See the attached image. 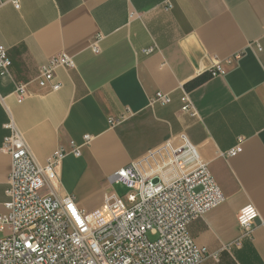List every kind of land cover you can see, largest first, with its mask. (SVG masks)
Here are the masks:
<instances>
[{
	"label": "crops",
	"instance_id": "1",
	"mask_svg": "<svg viewBox=\"0 0 264 264\" xmlns=\"http://www.w3.org/2000/svg\"><path fill=\"white\" fill-rule=\"evenodd\" d=\"M12 1L0 0V47L12 62L0 76V214L10 123L39 165L64 151L62 193L86 213L118 195L117 171L149 173L186 137L226 197L189 226L208 251L203 264H264V0H17L19 9ZM62 54L74 62L56 73L62 89L40 88L39 69ZM16 83L29 84L23 102ZM158 92L171 102H155ZM185 95L196 116L182 111ZM249 205L259 213L250 237L238 222Z\"/></svg>",
	"mask_w": 264,
	"mask_h": 264
},
{
	"label": "built area",
	"instance_id": "2",
	"mask_svg": "<svg viewBox=\"0 0 264 264\" xmlns=\"http://www.w3.org/2000/svg\"><path fill=\"white\" fill-rule=\"evenodd\" d=\"M12 2L19 9V2ZM92 48L99 52L97 42ZM11 66L6 49L0 47V76H7ZM60 68H74L72 58L62 54L51 59L39 69L34 82L40 88L60 91L62 84L56 77ZM222 72L218 65L211 75ZM28 87V83L15 84L19 102L28 97ZM153 100L162 105L171 102L170 96L161 92ZM182 111L197 115L188 95ZM7 129L10 135L2 151L10 155L12 166L7 212L0 214V233L4 234L0 239V264L204 263L208 251L197 246L189 226L224 204L226 197L208 164L186 137L170 145L164 163L149 173L131 165L111 177L114 185L129 191L126 203L112 194L99 210L86 213L74 195L62 193L57 167L65 157L64 151L56 152L41 166L15 125L10 123ZM258 218L252 205L239 212L238 222L245 236H251V226ZM149 233L157 240L150 241Z\"/></svg>",
	"mask_w": 264,
	"mask_h": 264
},
{
	"label": "rangeland",
	"instance_id": "3",
	"mask_svg": "<svg viewBox=\"0 0 264 264\" xmlns=\"http://www.w3.org/2000/svg\"><path fill=\"white\" fill-rule=\"evenodd\" d=\"M115 191H116V193L118 194V196H119V198L123 201V202H125L126 203V196H127V194L129 193V191L128 190H126L124 187H122V186H119V185H116L115 186ZM157 236H154V235H152L151 233H149L148 234V239L150 240V241H156L157 240Z\"/></svg>",
	"mask_w": 264,
	"mask_h": 264
},
{
	"label": "trees",
	"instance_id": "4",
	"mask_svg": "<svg viewBox=\"0 0 264 264\" xmlns=\"http://www.w3.org/2000/svg\"><path fill=\"white\" fill-rule=\"evenodd\" d=\"M207 79H208V76H204L203 78L197 80L196 82H193L192 85H200V84H202L203 82H205V80H207Z\"/></svg>",
	"mask_w": 264,
	"mask_h": 264
}]
</instances>
